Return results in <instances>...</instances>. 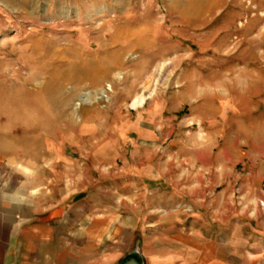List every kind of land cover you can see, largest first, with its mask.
Here are the masks:
<instances>
[{"label":"rangeland","instance_id":"rangeland-1","mask_svg":"<svg viewBox=\"0 0 264 264\" xmlns=\"http://www.w3.org/2000/svg\"><path fill=\"white\" fill-rule=\"evenodd\" d=\"M56 61L101 74L52 94ZM0 191L95 195L130 251L264 264V0H0Z\"/></svg>","mask_w":264,"mask_h":264},{"label":"crops","instance_id":"crops-1","mask_svg":"<svg viewBox=\"0 0 264 264\" xmlns=\"http://www.w3.org/2000/svg\"><path fill=\"white\" fill-rule=\"evenodd\" d=\"M72 197L66 210L52 197L46 201L45 195L0 191V264H116L126 255L139 222L115 226L109 221L111 211L107 205L98 207L95 195ZM192 244L193 251L184 255L141 252L144 264H220L214 252L205 250L208 243Z\"/></svg>","mask_w":264,"mask_h":264},{"label":"bare ground","instance_id":"bare-ground-1","mask_svg":"<svg viewBox=\"0 0 264 264\" xmlns=\"http://www.w3.org/2000/svg\"><path fill=\"white\" fill-rule=\"evenodd\" d=\"M120 31V30H119ZM121 32V31H120ZM119 33V32H118ZM58 58V57H57ZM118 60V59H117ZM73 61H56V65L53 70H51L52 75L49 82V90L50 93L60 92L63 87L67 84L73 85L75 88L82 87L86 82H95L96 79L101 74V70L98 69H88L82 68L81 66L72 67ZM104 74V73H103ZM34 92L30 96L34 102L42 101L41 95H33ZM62 94V93H61ZM44 95V94H43ZM44 97V96H43ZM138 97V96H137ZM53 99V98H52ZM147 99L146 94H142L139 99H137L136 104H143V102ZM46 101V100H45ZM29 104V103H28ZM33 104L32 106H34ZM40 106V105H39ZM45 106V105H44ZM29 107V106H28ZM41 108V107H40ZM30 109V108H29ZM42 109V108H41ZM31 110V109H30ZM33 110V109H32ZM44 110V109H43ZM35 111V110H34ZM48 111V110H47ZM40 112V111H39ZM42 112V111H41ZM38 114V113H37ZM27 115V114H26ZM36 115V113H35ZM43 116V115H41ZM32 117V116H30ZM45 117V116H44ZM47 118V117H45ZM49 118V117H48ZM47 118V119H48ZM40 120V119H39ZM49 120V119H48ZM26 121V120H25ZM47 121V120H46ZM45 121V122H46ZM44 122V123H45ZM36 128L32 130L35 131ZM13 148V147H12ZM40 152V151H39Z\"/></svg>","mask_w":264,"mask_h":264},{"label":"water","instance_id":"water-1","mask_svg":"<svg viewBox=\"0 0 264 264\" xmlns=\"http://www.w3.org/2000/svg\"><path fill=\"white\" fill-rule=\"evenodd\" d=\"M116 264H144V258L138 250L129 251Z\"/></svg>","mask_w":264,"mask_h":264}]
</instances>
